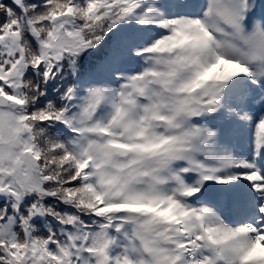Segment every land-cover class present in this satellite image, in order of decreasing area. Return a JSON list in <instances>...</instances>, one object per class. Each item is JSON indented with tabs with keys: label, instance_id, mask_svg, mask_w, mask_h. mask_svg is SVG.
<instances>
[{
	"label": "snow or ice",
	"instance_id": "1",
	"mask_svg": "<svg viewBox=\"0 0 264 264\" xmlns=\"http://www.w3.org/2000/svg\"><path fill=\"white\" fill-rule=\"evenodd\" d=\"M0 264H264V0H0Z\"/></svg>",
	"mask_w": 264,
	"mask_h": 264
}]
</instances>
